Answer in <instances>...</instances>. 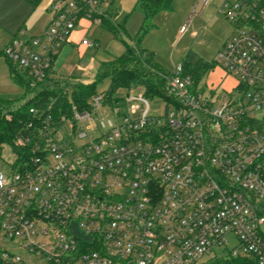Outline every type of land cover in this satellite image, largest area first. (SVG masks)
Here are the masks:
<instances>
[{
  "label": "built area",
  "instance_id": "1",
  "mask_svg": "<svg viewBox=\"0 0 264 264\" xmlns=\"http://www.w3.org/2000/svg\"><path fill=\"white\" fill-rule=\"evenodd\" d=\"M111 1L53 0L42 33L17 31L2 55L59 85L60 48L80 21L115 24ZM217 13L234 30L214 59L232 78L224 94L206 93L178 63L163 78L162 116L135 88L115 103L92 95L87 110L56 120L28 109L10 146L21 154L0 172V264H264V0H221ZM99 109L113 120L93 118ZM65 121L84 142L55 138Z\"/></svg>",
  "mask_w": 264,
  "mask_h": 264
},
{
  "label": "rangeland",
  "instance_id": "2",
  "mask_svg": "<svg viewBox=\"0 0 264 264\" xmlns=\"http://www.w3.org/2000/svg\"><path fill=\"white\" fill-rule=\"evenodd\" d=\"M53 0H39L32 6L25 0H0V95L17 97L16 105L24 103L30 95L22 94V90L12 84L8 78V61L2 55L4 47L8 44L11 35L24 29L29 36L40 35L47 23L48 9ZM135 0H112L113 10L116 12L114 21L121 26V40L128 41L137 32L142 16L132 10ZM221 0H209L203 4V0H173L170 11L160 12L153 16L151 23L154 26L143 37L139 46L152 53L154 63L157 67L167 73L172 67L180 63L182 56L191 51L201 60L212 64L198 83V87L208 93L213 91L222 95L230 90L232 78L227 76L214 64L216 53L222 44L234 34L231 25L217 13ZM73 31H75L73 33ZM8 32V33H7ZM69 37L74 46H80L79 41L83 36L93 45L91 48L80 47L70 50L66 46L60 49L56 59L55 67L64 61L65 65L77 63L72 70L71 77L57 75L59 86H72L74 84H88L94 80L98 64L107 62L123 52V45L115 39L108 31L97 24L85 23L75 27ZM9 34V35H7ZM82 35V36H81ZM67 59V60H66ZM13 65V63H12ZM63 78V79H62ZM65 79V80H66ZM108 88V80L104 79L93 87L95 94L104 93ZM136 95L142 94L140 89L134 91ZM149 115L162 116L164 101L161 98L153 97L146 99ZM98 121L113 120L110 113L105 109H99L92 115ZM75 127L82 128L80 123H73ZM86 125V123H85ZM71 124L65 121L56 130L55 138L69 137V140L79 144L84 139L73 137ZM95 135L91 133L90 136ZM14 160V154L8 143H3L0 149V172L3 176L10 175L9 164ZM2 245L11 246L12 242L1 241ZM14 254L22 255L21 250H13ZM215 255L223 256L224 253L216 249ZM32 261L37 263V259ZM202 261L206 262L207 258ZM208 264H216L213 261Z\"/></svg>",
  "mask_w": 264,
  "mask_h": 264
},
{
  "label": "trees",
  "instance_id": "3",
  "mask_svg": "<svg viewBox=\"0 0 264 264\" xmlns=\"http://www.w3.org/2000/svg\"><path fill=\"white\" fill-rule=\"evenodd\" d=\"M32 6L39 0H25ZM112 2V1H111ZM173 0H135L132 10L138 11L141 24L128 41L121 40V26L101 20L99 26L108 31L123 45V52L107 62H100L94 80L88 84L59 85L47 87L26 77L22 71L8 61L9 81L22 90V94L30 97L22 104L16 105L17 97L0 95V149L3 143L10 146L13 139L25 130V125L31 121L28 109L49 112L52 119L56 120L61 113L69 114V108L74 106L78 111L87 110L90 96L95 95L93 87L104 79L108 80V88L101 93L108 103L119 101L121 95L128 89H140L146 99L153 97L168 99L164 90V76L168 73L159 69L154 63L152 53L139 46L143 37L154 26L151 23L153 16L160 12L170 11ZM180 64L183 72L188 74L193 83H199L203 75L212 68L191 51H187L181 58ZM50 107L49 110H46ZM13 154L18 156L21 150L13 149ZM216 264H257L246 257H225L213 261Z\"/></svg>",
  "mask_w": 264,
  "mask_h": 264
},
{
  "label": "crops",
  "instance_id": "4",
  "mask_svg": "<svg viewBox=\"0 0 264 264\" xmlns=\"http://www.w3.org/2000/svg\"><path fill=\"white\" fill-rule=\"evenodd\" d=\"M48 20V19H47ZM79 25H85V22L84 21H80L78 24H77V26L76 27H78ZM75 31H73V33H74ZM8 33V32H7ZM72 34V32L70 33V35ZM75 34V33H74ZM7 35H9V34H7ZM70 35H69V37H70ZM13 36V34L11 35V37ZM82 36V35H81ZM84 37L82 36L81 37V39H83ZM85 39V38H84ZM66 46H68V47H70V50L72 51L73 49H75V47L77 48V49H79L80 47H82L81 45L80 46H74L73 44H71L70 43V41H69V43L68 44H65V45H63L61 48H63V47H66ZM60 48V49H61ZM82 49H83V47H82ZM60 51V50H59ZM58 54H59V52H58ZM58 54H57V56H56V59H57V57H58ZM56 59H55V61H56ZM67 60V59H66ZM54 61V62H55ZM77 63H73V64H68V65H65L64 64V61L63 62H61L59 65H58V67H55V63L53 64V73H52V75L55 77V79L56 80H58L56 77H57V75H59V76H61L62 74H64L62 71H64V72H66L67 74L66 75H68V77H71V74H72V70H73V68L75 67V65H76ZM63 79V78H62ZM66 79V78H65ZM58 80V81H61V82H67L68 81V78L66 79V80Z\"/></svg>",
  "mask_w": 264,
  "mask_h": 264
}]
</instances>
